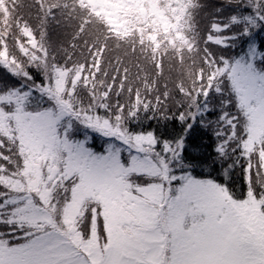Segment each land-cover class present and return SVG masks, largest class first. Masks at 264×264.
<instances>
[{"label":"trees","instance_id":"16d2710c","mask_svg":"<svg viewBox=\"0 0 264 264\" xmlns=\"http://www.w3.org/2000/svg\"><path fill=\"white\" fill-rule=\"evenodd\" d=\"M83 1L89 0H61V3L70 6L72 3H80L81 8L86 12L83 15L88 21L87 25L96 24L102 28L96 35L85 31L84 25L78 23L73 25L74 30L71 31L68 26H63L68 32L63 36H56L53 33V27L67 21L70 13L69 16L56 13L59 8L56 5L53 7V0H0L1 7L9 8V10H3V13L9 19L13 30H17L18 33L22 32V34H25L26 29L33 30V32L29 30L23 40L29 43L28 48L35 53L34 55L25 54L31 56L30 59L21 56V50L15 49L12 52L1 43L5 38L0 36L2 39L0 45L3 49L0 55L16 57L13 59L12 66H18L22 72V78L16 80L20 91L19 89L10 90L2 85L4 89L0 90L2 93L0 106L8 108L14 106L16 101L21 103L25 100L26 82H31L36 86L44 85L43 81L47 77L57 75L60 70L59 76H66L64 82H67L61 92L63 95L71 96L74 106L78 105L83 110H91L88 112L91 114L96 112L100 117L110 116V121L127 128L129 133L151 132L156 140L170 141L172 147H176L175 141L182 140L185 145V162H192L193 157L199 158L196 166L190 171L199 178H211L218 181L220 185L227 184L228 187L225 189L234 197H242L250 189L249 186L254 188L257 196L264 194V187L258 182H253L254 168L264 169V163H260L258 168L255 162L257 153L259 159L264 161V124L261 128L262 134L257 139L251 136L250 128L240 133L242 136L247 135L248 148L246 151L253 154L251 166L246 175L244 161L237 159L239 152H232L229 149L222 159L218 158L215 152V146L224 143L223 139H217V136L230 135L237 129V124L224 123V119L220 116L221 111L224 110L219 100V97L224 94L221 88L225 87L228 82L224 80L221 84H216L211 74L203 73L198 85L187 78L174 80L176 74L187 77L191 70L197 73L198 71L192 69L190 61L198 57L196 56L198 49L201 52V58L205 57L210 44L213 43L212 36L209 38L208 35L210 33L204 34L206 31L198 28L201 24L196 22L194 27H189L192 19L204 20L205 26L213 22L228 24L224 13L226 9L223 8L228 4L229 14L232 12L233 15L242 16L240 18L242 20L237 23L239 26L243 22L247 23L245 21L249 14L255 16L256 25H258L257 14H264V8L259 5L264 4V0H249L251 1L249 5L251 7L257 5L256 8H249L245 4L248 0H205L204 5L182 4L178 9H174L178 7L174 4L175 7L173 6L172 10L164 8L165 0H103L100 6L90 4L89 7L83 4ZM151 4L159 5L170 13H167L170 15L168 22L161 20L154 25L152 10L149 8ZM178 14H181V18H187L188 23H180ZM171 16L174 21L172 18L169 19ZM213 16L218 21L213 20L211 23L210 17L213 18ZM27 17L34 18L36 22H31L30 25L26 21ZM18 21L20 24H17ZM174 22L177 23L174 24ZM32 23L35 24L32 25ZM229 25V27L233 26L232 23ZM59 28L61 26H56L54 29ZM257 28L250 29V33L259 39L257 48L264 52V27L257 26ZM83 30L85 32L81 33ZM213 30L209 29L212 33ZM192 33L200 39V45L192 39H186L185 35ZM238 37H234L233 44L225 42L226 44L221 45L216 42L212 55L207 56V59L208 57L214 58L218 62L217 69L229 68L232 61L243 52L241 43L236 41ZM202 38L203 41H201ZM111 43L121 44L124 46V51H120L121 53L116 51L115 48L110 47ZM186 49L189 50V55L186 56L190 59L182 60V52ZM257 59L264 66V53ZM177 65H179L178 71L163 70L164 66L176 67ZM221 77H224V71ZM76 82L78 84L70 88V84L74 85L73 83ZM200 85L203 87H199ZM193 87L196 88V95L193 92L192 97L186 96L185 92L193 90ZM31 93L34 94V91ZM15 96L18 99H15ZM65 118L63 120L68 123L69 121ZM72 127L74 131L78 126L72 125ZM11 144L16 145L14 141L13 143L11 141ZM92 144H95V140ZM250 144L251 148H249ZM0 150H2L1 146ZM60 155L65 158V154ZM7 156L0 151V166L8 162ZM234 161L239 166L229 169L226 174L222 175V169L227 168ZM252 166L255 167L252 168ZM72 178L74 177L71 176L68 179ZM54 179L55 177L46 181L47 190L50 191L46 198L48 205L53 204L58 197L64 199L68 193V190H65L66 186H70L69 180L68 183L63 181L58 184L54 182ZM9 182L10 177L0 171V184ZM10 186L8 185L9 188ZM13 194L14 192H9L10 197ZM94 194V196L93 194L88 196L83 205L82 213L86 219L92 218L93 208L97 209L98 214L102 213L104 197L99 191ZM2 203L3 201L0 200V204ZM89 204L93 205L91 209H87ZM262 207L264 210V203ZM9 220L12 222L9 223ZM104 221L99 218L96 226L101 237L105 232ZM12 224L19 225L23 229L26 227L25 222L23 223L19 216H13L11 211L0 208V239L9 241L8 238L16 234L14 229L9 227ZM74 224L77 225L78 221ZM20 227L16 228L18 234L22 232Z\"/></svg>","mask_w":264,"mask_h":264},{"label":"rangeland","instance_id":"374dc122","mask_svg":"<svg viewBox=\"0 0 264 264\" xmlns=\"http://www.w3.org/2000/svg\"><path fill=\"white\" fill-rule=\"evenodd\" d=\"M250 2L248 0L245 4L249 8H256L257 5L251 7L249 5ZM163 3H166L164 8L172 10L175 7L174 4L178 5L174 9H178L182 4H187L188 6L204 5L205 0H165ZM53 4L59 8L56 13L68 16L70 13L67 21L58 23L53 27V33L56 36H63L64 33L68 32L65 30V26H68L69 31H71L74 30L72 29L73 25L75 26L78 23L84 25L85 31H90L95 35L99 29H102L96 24L87 25L88 21L81 14L86 12L81 8L80 3H72L70 6L65 3L62 5L61 0H53ZM227 5L223 8L226 9L224 13L226 14L225 20L229 22L228 24L214 23L213 20L218 21L214 19L215 14H213V18L210 17V22H213V24L207 26H205L204 20H191L189 27H194L196 22L199 25L201 24V27L198 28L204 29L206 31L204 34L209 32V38L212 36L213 43L210 44L209 51L206 52L205 57L201 58L202 55L198 49L199 52L197 51L196 55L198 57L190 61L192 69L198 71L197 73L191 70L187 77L176 74L174 80L187 78L198 85L199 79H202L200 76L203 73L205 75L211 74L216 84H221L224 80L228 82L225 87L221 88L224 94L219 97V100L232 99L234 104L227 111L237 118L240 114H243L246 123H244L242 128L238 119L223 120L224 123L237 124V128L243 131L250 128L251 136L257 139L262 134L261 128L264 124V66L259 63L260 60L257 58L264 52L259 51L257 48L259 39L250 33V29H258L255 16L249 14L247 16L248 19L245 21L247 23L243 22L239 26L237 23L242 20L240 19L242 16L233 15L232 12L229 14L228 10L230 7ZM0 8L2 9H0V36H3L5 38L4 42H7L1 43L11 49L12 52L15 49L21 50V56L23 57L30 54L34 55L35 53H32L28 48L30 47L29 43L23 40L28 35L27 32L29 30L33 32V30L26 29L27 31L24 30L25 34L13 30L9 19L3 13V10H9V8L6 6H0ZM149 8L152 10L151 16L154 25L161 20L163 22L167 20L168 22V16L170 15L167 14L169 12H166L164 8L156 4H151ZM77 9H79V12ZM177 16L180 23H188L187 18L180 17L181 14ZM159 18L160 20H158ZM171 18L174 21L172 16L169 19ZM26 21L30 25L31 22H36L34 18L29 17H27ZM176 23L174 22V24ZM230 23L233 26L229 27ZM17 24H20V22L18 21ZM34 24L32 23V25ZM213 25L216 26L215 29L212 27ZM56 26H61V28L56 30L54 29ZM86 27L93 29H87ZM209 29H214L213 33ZM85 31L83 30L81 33ZM185 36L187 40L192 39L200 45V39L195 34H186ZM234 37H238L236 41L241 43L243 52L240 53L236 60L232 61L229 68L225 70L217 69L218 62L214 58L208 57L207 59V56L212 55L216 42L221 45L226 44L225 42L233 44ZM0 40L2 39L0 38ZM201 41H203V38ZM111 46L118 52L124 51V46L121 44L111 43ZM2 50L0 45V52ZM186 50L187 53H185ZM186 50L184 52L181 51L183 53L181 55L183 57L182 60L190 59L189 56H186L189 55V50ZM26 57L31 59V56ZM13 59H16V57L0 55V90L4 89L2 85L14 91L19 89L18 85H16L18 82L16 80L22 78V72L18 66H12ZM2 60H7V65H2ZM168 69L178 71L179 65L176 67L164 66L163 68L164 71ZM222 71H224V77H221ZM59 73H61L60 70L57 75L50 78L47 77L43 81L44 85H50L48 90L44 91V85L42 84L36 86L31 82H26L25 100H22L21 103L13 101L16 106H9V109L0 106V146L2 149L0 151L8 155V162L0 166V171L10 177V182L8 183V185H11L10 188L15 185L25 195L36 196L39 201L37 207L47 212L46 216L36 215L32 217L35 220V226L22 219L27 230H22L23 228L19 226L22 232L18 234L17 229H15L16 234L8 238L9 241H12L6 247L23 243L25 233L37 232L36 226L45 225V230H51V225L47 224V221L51 219L54 223H57L61 231H70L71 236L79 237L81 242L79 248L75 244L72 247L79 251L81 257L87 258V249L84 248V245L91 242V248L96 252L97 258H102L104 245L108 238L106 233H115L120 230L118 221L122 213L129 209V202L132 201V198L147 199L149 201L159 198V193L156 190H151L147 196L144 193L137 196V185H140L142 181L154 179L151 177L152 165L145 157L155 146L146 139L149 132L129 133L127 128L117 122L110 121V116L100 117L96 112L91 114L88 113L91 110H83L78 105L74 106L71 96L69 94L63 95L61 92L67 82H64L66 76H59ZM73 84H70V88L75 87L78 83ZM201 86L203 87V85L199 87ZM31 91H34V94ZM193 92L196 95V88L194 87L193 90L186 91L185 94L188 97H192ZM206 93L208 94V91ZM20 95L22 96L23 94L21 93ZM8 97L11 98L10 96ZM15 99H18V97ZM66 104L69 105L68 108L64 107ZM64 118L69 122L64 121ZM64 123L65 125L63 126ZM72 125H77V129L73 131L74 127ZM86 134L93 136V138ZM137 136L143 137V139L137 141ZM153 139H156L154 135ZM93 140H95V144H92ZM11 141L12 143L14 141L16 145L11 144ZM249 148H251V144ZM60 154H65V158H62ZM130 155L137 157L134 165L129 160ZM121 164L123 168L119 166ZM254 167L252 166V168ZM254 169L253 182H258L264 187V169L260 170L256 167ZM73 173L77 174V178H72L71 181L73 183L70 186H66L68 196L66 195L64 199L58 197L53 204L48 205L46 198L50 191L49 189L47 190V179L55 177V183L59 184L63 181L68 183V178ZM177 174L181 173L178 171ZM192 175L198 180H208L207 178H199L193 173ZM198 187L201 188V197L199 200L191 201L189 204L190 212L185 216L186 230L187 227L194 223L193 215L198 219L204 216L197 204H209L213 208L219 207L220 211L225 214V216L218 217V219L230 218L233 227L241 229L242 234H251L258 241H264L263 193L257 196L254 188L249 186L250 189L242 197H234L229 191L222 188L219 183L215 188L208 185ZM35 190L37 191L35 192ZM96 191H99L104 197L102 213L98 214L96 212L97 209L93 208L91 210L92 218L86 219L83 217L84 213H82L85 198L92 194L94 196ZM125 194H127V198ZM61 205H63V209L57 216L56 208ZM88 208L91 209L92 207L88 206ZM78 216H80L79 219L77 218ZM99 218L102 221L103 219L105 220L103 224L105 232L103 233L101 230V233H103L102 237L96 228ZM76 221H78L77 225L74 224ZM80 222L81 225L79 226ZM193 247H200V259L213 261L223 258L224 255V247L218 242H198L193 244ZM157 255L159 260L164 262L171 258V248L166 244L162 245ZM56 258L67 259L63 254ZM13 259L12 254L6 250H0V260L4 261L5 264H11ZM257 259L262 258L257 257Z\"/></svg>","mask_w":264,"mask_h":264},{"label":"snow or ice","instance_id":"6c2138e0","mask_svg":"<svg viewBox=\"0 0 264 264\" xmlns=\"http://www.w3.org/2000/svg\"><path fill=\"white\" fill-rule=\"evenodd\" d=\"M259 7L264 8V4ZM257 19V26L264 27V14L258 13ZM212 27L215 29L216 26ZM242 131L237 128L230 135H218L217 139H223L224 143L217 144L215 152L221 159L229 149L239 152L237 159L244 161L247 175L253 154L246 151L248 137L242 136ZM153 135L150 132L146 137L155 147L145 158L152 165L151 177L154 179L137 185V196L141 193L147 196L151 190H156L159 198L151 201L132 198L129 209L122 213L118 221L120 230L106 233L108 238L102 258H97L91 242L84 245L87 258L81 257L79 251L72 247L75 244L79 248V237L71 236L70 231H61L57 223L49 219L47 224L51 225V230H45V225L36 226L37 232L25 233L23 243L6 247L10 242L0 239V250H6L14 257L11 264H264V241H258L251 234H242L241 229L233 227L230 218L218 219L225 216L219 207L197 204L204 216L198 219L193 215L194 223L186 230L185 216L190 212L189 204L201 197V188L198 186L215 188L219 182L211 178L198 180L192 175L190 170L196 166L199 158L193 157L192 162H185L182 140L175 141L176 147L172 148L170 141L153 139ZM140 139L143 137H136L137 141ZM255 155L259 168V164L264 161L259 159L258 153ZM136 159L134 155L129 156L133 165ZM119 166L123 168L122 164ZM237 166L239 164L234 161L223 168L221 174ZM178 171L181 174H177ZM227 187V184L222 185V188ZM9 192L14 194L10 197ZM0 200L3 201L0 208L11 211L13 216H19L34 226L33 216L47 215L46 210L37 207L39 201L36 196L25 195L15 185L9 188L7 183L0 184ZM208 241L223 245V258L213 261L199 258L201 249L193 247V244ZM165 244L171 248L172 256L161 262L157 254ZM61 254L67 259L56 258ZM257 257L262 259L258 260ZM0 264L5 262L0 260Z\"/></svg>","mask_w":264,"mask_h":264},{"label":"clouds","instance_id":"9594fccd","mask_svg":"<svg viewBox=\"0 0 264 264\" xmlns=\"http://www.w3.org/2000/svg\"><path fill=\"white\" fill-rule=\"evenodd\" d=\"M78 12H79V9H77ZM81 14H86V13H81ZM220 104L223 105V111H221L220 113V116L224 119V120H227V121H231L233 119H238V122L241 124V128L243 127L244 123H246V120H245V117L243 116V114H240L239 117H233L231 115V113L229 111H227L229 108H231L234 104V101L232 99H221L220 100ZM67 191V189H65ZM93 205L89 204V207H92ZM63 209V205H61L60 207H57L56 208V213H57V216H59L60 212L62 211ZM10 228L12 229H16L19 227V225H16V224H12V225H9ZM22 230H27V228L25 227L24 229Z\"/></svg>","mask_w":264,"mask_h":264},{"label":"water","instance_id":"95a60500","mask_svg":"<svg viewBox=\"0 0 264 264\" xmlns=\"http://www.w3.org/2000/svg\"><path fill=\"white\" fill-rule=\"evenodd\" d=\"M66 106V105H65Z\"/></svg>","mask_w":264,"mask_h":264}]
</instances>
